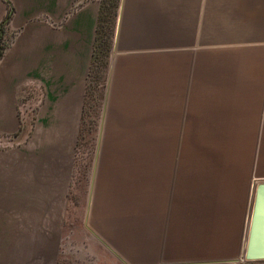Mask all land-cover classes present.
I'll list each match as a JSON object with an SVG mask.
<instances>
[{
	"label": "crops",
	"instance_id": "0c3cea01",
	"mask_svg": "<svg viewBox=\"0 0 264 264\" xmlns=\"http://www.w3.org/2000/svg\"><path fill=\"white\" fill-rule=\"evenodd\" d=\"M100 1L0 0V264H56ZM109 58L101 120H155V147L129 246L126 124L109 132L89 229L136 264L236 263L264 181V0H117ZM32 88L37 123L17 144Z\"/></svg>",
	"mask_w": 264,
	"mask_h": 264
},
{
	"label": "rangeland",
	"instance_id": "374dc122",
	"mask_svg": "<svg viewBox=\"0 0 264 264\" xmlns=\"http://www.w3.org/2000/svg\"><path fill=\"white\" fill-rule=\"evenodd\" d=\"M109 62L108 54L105 68L98 73V80L92 83L84 100L85 110L79 121L73 153L72 175L67 193L69 203L64 222V237L56 264H136L134 252L131 253L132 256L128 253L129 258H126V253L116 251L114 247L107 249L95 238L86 222L87 201L91 195L98 147L102 142L103 152L99 164H109L108 161L104 162L103 160L110 159L111 150L117 148L114 144L115 141L107 140L109 132L120 131V124L124 122L126 125L123 129V141H120L119 146L124 149L126 163L123 164H127L128 176L133 177V180H129L128 183L127 206L124 208L121 205V224L125 223L128 227V245H134L137 217L136 183L134 180L136 166L142 158L145 163L146 160L150 163L152 150L155 147V120H101ZM38 106L39 95L32 88L20 102V112L30 120H20L19 134L15 141L17 144L31 140L37 123L35 118ZM112 159L117 161L115 157ZM124 210L126 214H124ZM245 263L246 261L242 260L236 263L218 264ZM250 264H264V260L253 261Z\"/></svg>",
	"mask_w": 264,
	"mask_h": 264
},
{
	"label": "trees",
	"instance_id": "16d2710c",
	"mask_svg": "<svg viewBox=\"0 0 264 264\" xmlns=\"http://www.w3.org/2000/svg\"><path fill=\"white\" fill-rule=\"evenodd\" d=\"M116 4L117 0L100 1L85 84L84 100L92 83H95L96 80H98V73L101 71V69L105 68L107 64ZM8 19L9 12H7L0 25V57L2 56V53L10 40V36L4 37V25ZM84 104L85 102L83 101L81 115H83L85 110Z\"/></svg>",
	"mask_w": 264,
	"mask_h": 264
},
{
	"label": "water",
	"instance_id": "95a60500",
	"mask_svg": "<svg viewBox=\"0 0 264 264\" xmlns=\"http://www.w3.org/2000/svg\"><path fill=\"white\" fill-rule=\"evenodd\" d=\"M239 259L246 261L245 264L264 260V181L254 188L245 244Z\"/></svg>",
	"mask_w": 264,
	"mask_h": 264
},
{
	"label": "flooded vegetation",
	"instance_id": "af4514ba",
	"mask_svg": "<svg viewBox=\"0 0 264 264\" xmlns=\"http://www.w3.org/2000/svg\"><path fill=\"white\" fill-rule=\"evenodd\" d=\"M239 261H241V260L239 259Z\"/></svg>",
	"mask_w": 264,
	"mask_h": 264
},
{
	"label": "bare ground",
	"instance_id": "6f19581e",
	"mask_svg": "<svg viewBox=\"0 0 264 264\" xmlns=\"http://www.w3.org/2000/svg\"><path fill=\"white\" fill-rule=\"evenodd\" d=\"M242 261V260H241Z\"/></svg>",
	"mask_w": 264,
	"mask_h": 264
}]
</instances>
